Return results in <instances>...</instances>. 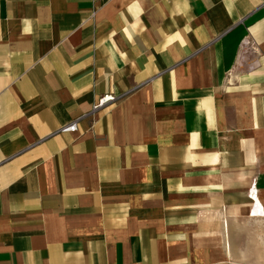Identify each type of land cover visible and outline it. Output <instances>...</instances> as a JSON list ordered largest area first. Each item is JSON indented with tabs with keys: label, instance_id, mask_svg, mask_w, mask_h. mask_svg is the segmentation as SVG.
Segmentation results:
<instances>
[{
	"label": "crops",
	"instance_id": "crops-1",
	"mask_svg": "<svg viewBox=\"0 0 264 264\" xmlns=\"http://www.w3.org/2000/svg\"><path fill=\"white\" fill-rule=\"evenodd\" d=\"M0 264H264V0H0Z\"/></svg>",
	"mask_w": 264,
	"mask_h": 264
},
{
	"label": "built area",
	"instance_id": "built-area-1",
	"mask_svg": "<svg viewBox=\"0 0 264 264\" xmlns=\"http://www.w3.org/2000/svg\"><path fill=\"white\" fill-rule=\"evenodd\" d=\"M250 46V42L249 40H244L242 46L246 48H244V51L246 52L247 48ZM242 58L239 59V62H242ZM246 62V61H244ZM249 64H251L250 62H248ZM115 98V95L109 92H105L101 95L98 96V98L94 101L93 105H92V111L98 109L99 107H101L102 105H104L106 102L113 100ZM77 124H76V120H71L70 122L63 124L59 127V130L61 131H66V130H74L76 129ZM249 196L253 199L254 201V205L256 208V211H258L259 213H262L260 204L257 201L256 198V188L254 187V185L251 186V188L249 189Z\"/></svg>",
	"mask_w": 264,
	"mask_h": 264
}]
</instances>
